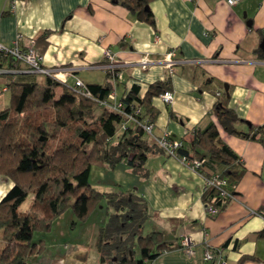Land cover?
<instances>
[{
  "label": "crops",
  "instance_id": "0c3cea01",
  "mask_svg": "<svg viewBox=\"0 0 264 264\" xmlns=\"http://www.w3.org/2000/svg\"><path fill=\"white\" fill-rule=\"evenodd\" d=\"M9 7V0H0V42L10 44L21 33L20 45L34 41L43 65L80 66L76 76L88 84L114 83L118 98L133 85L142 97L150 84L168 80L173 101L166 104L158 96L151 100L158 111L155 133L169 132L194 154L195 130L215 124L219 141L241 157L245 172L234 197L214 217L204 210L203 176L158 148L148 155L142 174L125 163L113 170L101 165L91 168L97 189L112 191L113 184L144 197L151 214L147 233L161 231L166 241L190 238L192 256L175 248L163 251L150 264H211L204 259L206 249L216 261L227 264H235L242 255L256 257L242 264H264V237L256 236L264 230V215L250 212L264 208V145L227 133L214 112L216 92L225 91L227 105L241 119L238 128L264 124V62H253L264 61L259 47L264 39L259 32L264 29V0H239L232 6L226 0H152L154 25L138 20L117 0H18L14 12ZM106 48L126 63L114 82L103 70L81 67L104 61ZM169 50L197 62L176 65L170 72L158 61ZM145 54L155 62L139 68L133 62ZM13 73L19 82L44 78ZM6 81L0 72V110L8 101L11 104L9 90L3 89ZM72 83L68 76L67 84ZM222 170L213 162L204 167L211 174ZM10 186V181L0 180V199Z\"/></svg>",
  "mask_w": 264,
  "mask_h": 264
},
{
  "label": "trees",
  "instance_id": "16d2710c",
  "mask_svg": "<svg viewBox=\"0 0 264 264\" xmlns=\"http://www.w3.org/2000/svg\"><path fill=\"white\" fill-rule=\"evenodd\" d=\"M151 1L117 0V3L138 20L154 25L149 7ZM259 32L264 36V29ZM0 68L21 67L11 57L0 53ZM3 74L7 77L11 104L0 110V174L11 186L0 199L3 242L0 264H28L27 258L39 254L44 247L42 240H32L35 231H48L54 219L68 209L83 219L103 199L108 200L115 213L100 228L97 247L101 264H150L163 251L183 248L180 239L166 241L158 230L142 235L143 218L148 216L142 195L132 189L99 190L89 181L92 165L113 170L119 163H125L142 174L148 155L157 148L162 150L140 126L129 123L122 128L124 117L100 104L98 100L106 99L112 86L88 84L95 100L76 94L67 84L50 77L19 82L12 78L14 73ZM167 87L168 80L156 81L141 97L139 87L133 85L118 99L127 110L141 108L139 119L148 117L154 122L158 111L151 100L168 90ZM216 96L214 112L222 128L229 134L264 145V124L247 123L246 129L238 128L241 119L227 105V92L217 91ZM194 142L197 144L194 154L184 149L183 142L177 154L189 159H204L201 167L204 177L216 174L224 178L226 190L234 194L245 172L241 157L219 141L215 124L195 130ZM208 162L222 165L223 170L213 174L205 172ZM202 198L205 204L216 207L219 212L231 200L212 186L204 187ZM27 200V206L21 208ZM257 212L264 215V208ZM256 236L264 237V230ZM135 245L138 255L134 252ZM249 258L256 257L242 255L235 264H242ZM210 262L220 264L215 259Z\"/></svg>",
  "mask_w": 264,
  "mask_h": 264
},
{
  "label": "built area",
  "instance_id": "2783aa9c",
  "mask_svg": "<svg viewBox=\"0 0 264 264\" xmlns=\"http://www.w3.org/2000/svg\"><path fill=\"white\" fill-rule=\"evenodd\" d=\"M18 0H9V10L11 12L15 11L16 4ZM239 0H226L228 5H235ZM23 39V35L21 33H17L15 35L14 40L10 44H4L0 42V53L11 57L15 62L19 63V69L7 70L0 68V72L2 73H30V74H39L44 77H50L54 80L60 81L63 84H67V77L71 76L73 79V83L67 86L76 94H79L84 97L92 98L97 100L96 97L93 96L92 92L89 89L88 83H86L83 79L76 76L75 73L78 71L80 66L74 64H63V65H53V66H45L42 63V55L40 52L35 48L34 41L31 42L29 45L21 46L20 41ZM105 60L99 63H92L81 66L84 69L89 70H103L107 72L113 82L120 76L119 70L121 67H124L126 63L120 62L115 58L114 53L109 49L106 48L104 50ZM160 63L165 65L170 72L176 65L180 64H189L193 62H197L196 60L192 59H181L175 56V51L169 50L164 58L158 60ZM153 61L148 54L143 55L138 61L133 62L139 68H147ZM255 62H264L262 60H254ZM6 89V88H5ZM160 100H162L166 104H170L173 101L174 95L172 91L165 90L159 96ZM101 105L108 107L109 109L120 113L124 117V121L122 124V128H125L127 124H137L140 126L144 132L149 135V137L157 143V145L169 156L174 157L181 161L186 167L191 169L192 171L199 173L205 179V186H212L220 190L221 195L224 197H229L232 199L234 195L229 193L226 190V180L224 178L219 177L218 175H212L210 177H204L201 173V167L204 164V159L199 158H192L189 159L185 156H179L177 154V149L181 146L182 142L179 139L173 138L169 132L164 131L162 134L158 135L155 133V122L151 121L148 117L144 119H139L138 115L141 113V108L135 107L131 110H127L123 107L122 102L118 99L114 83L112 85V90L109 92L106 99L98 100ZM205 213L209 216H216L219 213V210L216 207H213L210 204L204 205ZM251 214H259L256 210H250ZM183 245L182 251L188 255L192 256L194 254V250L190 244V238L184 237L181 241ZM204 259L206 261H211L214 258L212 252L208 249L204 252ZM220 264H226L223 260L217 261Z\"/></svg>",
  "mask_w": 264,
  "mask_h": 264
},
{
  "label": "rangeland",
  "instance_id": "374dc122",
  "mask_svg": "<svg viewBox=\"0 0 264 264\" xmlns=\"http://www.w3.org/2000/svg\"><path fill=\"white\" fill-rule=\"evenodd\" d=\"M3 89L6 90L7 88ZM9 104L10 101H8L7 106ZM95 166L98 165H92V167ZM1 179L6 180V177L0 174ZM89 181L92 183L94 176H91ZM95 181L98 182L97 179ZM112 186V191L119 192L124 190V188L113 184ZM27 204L28 200L21 208H25ZM113 213H115L114 208L108 200L104 199L99 201L89 212L88 216L83 219L77 218L73 211L68 209L61 216L54 219L48 231H35L32 240L34 242L42 240L44 247L39 254L30 255L27 258L28 264H101L100 252L97 247L99 232L100 228L107 224ZM147 213L148 216L143 218L142 235H145L149 230L148 222H150L151 214L149 211ZM2 246L3 242L1 241L0 232V248ZM138 250L135 245V255H138Z\"/></svg>",
  "mask_w": 264,
  "mask_h": 264
},
{
  "label": "water",
  "instance_id": "95a60500",
  "mask_svg": "<svg viewBox=\"0 0 264 264\" xmlns=\"http://www.w3.org/2000/svg\"><path fill=\"white\" fill-rule=\"evenodd\" d=\"M248 24H251V21H248ZM259 47L264 50V39L261 40ZM227 89V86H225V90Z\"/></svg>",
  "mask_w": 264,
  "mask_h": 264
}]
</instances>
